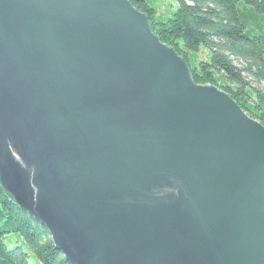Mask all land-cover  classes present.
<instances>
[{
	"label": "water",
	"instance_id": "95a60500",
	"mask_svg": "<svg viewBox=\"0 0 264 264\" xmlns=\"http://www.w3.org/2000/svg\"><path fill=\"white\" fill-rule=\"evenodd\" d=\"M0 187L70 264H264V126L128 0H0Z\"/></svg>",
	"mask_w": 264,
	"mask_h": 264
},
{
	"label": "trees",
	"instance_id": "16d2710c",
	"mask_svg": "<svg viewBox=\"0 0 264 264\" xmlns=\"http://www.w3.org/2000/svg\"><path fill=\"white\" fill-rule=\"evenodd\" d=\"M150 30L264 126V0H128ZM0 264H70L0 187Z\"/></svg>",
	"mask_w": 264,
	"mask_h": 264
},
{
	"label": "bare ground",
	"instance_id": "6f19581e",
	"mask_svg": "<svg viewBox=\"0 0 264 264\" xmlns=\"http://www.w3.org/2000/svg\"><path fill=\"white\" fill-rule=\"evenodd\" d=\"M178 55V54H177ZM178 56H180V55H178ZM181 57V56H180ZM182 58V57H181ZM183 59V58H182ZM184 60V59H183ZM184 62L186 63V61L184 60ZM186 65H187V67H188V69H189V72H190V68H189V66H188V64L186 63ZM10 198V197H9ZM11 199V198H10ZM12 200V199H11ZM14 202V201H13ZM15 203V202H14ZM16 204V203H15Z\"/></svg>",
	"mask_w": 264,
	"mask_h": 264
}]
</instances>
